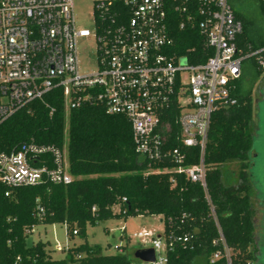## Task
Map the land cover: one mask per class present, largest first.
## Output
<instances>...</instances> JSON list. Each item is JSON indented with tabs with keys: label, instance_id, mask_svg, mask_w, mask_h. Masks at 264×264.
<instances>
[{
	"label": "built area",
	"instance_id": "built-area-1",
	"mask_svg": "<svg viewBox=\"0 0 264 264\" xmlns=\"http://www.w3.org/2000/svg\"><path fill=\"white\" fill-rule=\"evenodd\" d=\"M119 1L127 7L125 12L119 10L117 0L94 2L91 32L77 25L74 0H0V126L58 88L63 90L67 115L96 103L111 115L125 116L142 159L172 160L177 165L157 173L172 171L201 185L218 231L210 263L234 264L236 252L227 243L209 195L205 155L213 115L238 104L235 93L244 64L256 57L264 69L260 56L264 49L244 54L239 46L244 24L236 18L230 0ZM172 11L184 17L181 29L191 26L204 36L206 47L213 51L205 64H191L175 52L169 28ZM91 38L97 71L81 75L78 42ZM174 115L181 148L170 147ZM191 148L200 150V162L186 166ZM46 179L59 185L73 182L67 140L63 148L28 144L0 153V182L6 186H38ZM38 210L45 214L41 206ZM134 237L142 245L150 243L156 254L155 262L135 264H169V253L192 240L190 234L173 231L156 236L142 230ZM69 248L58 246L56 251Z\"/></svg>",
	"mask_w": 264,
	"mask_h": 264
},
{
	"label": "trees",
	"instance_id": "trees-1",
	"mask_svg": "<svg viewBox=\"0 0 264 264\" xmlns=\"http://www.w3.org/2000/svg\"><path fill=\"white\" fill-rule=\"evenodd\" d=\"M230 3L236 18L244 24V33L239 38L244 54L264 49V31L234 0ZM117 4L125 12L124 2L117 0ZM258 12L264 18V3H259ZM170 17L175 52L186 56L191 64H205L213 51L206 47L199 29L191 26L181 29L184 17L178 12L172 11ZM260 56L264 57V52ZM247 61L252 66L244 69L237 82L238 104L222 107L213 115L205 155L209 195L227 243L236 252L234 264L257 260L251 250L256 242V227L251 176L247 171L254 146L251 128L254 101L252 89H247L246 84L250 80L254 85L264 75V69L258 66L256 57ZM172 123L170 147L181 148L175 115ZM66 140L70 174L74 178L70 184H54L46 179L38 186L8 187L0 182V264H133L125 251L107 255L101 247L90 246L87 229L111 219L144 215L162 216L164 235L173 231L192 237L187 246H178L169 253V264H195L199 257L211 264L218 231L205 191L182 174L156 172L174 169L177 166L174 161L150 163L142 159L136 151L131 123L125 116L111 115L105 106L96 103L72 109L67 115L64 93L58 88L43 101L31 102L0 126V153H12L28 144L63 148ZM189 154L185 165L199 164L200 150L191 148ZM232 162L242 164L233 184L226 181L222 169ZM118 205L120 211L116 213ZM39 206L45 214H40ZM55 224L66 225L70 239H74V231L84 239L81 245L70 247L66 258L61 260L53 257L49 242L32 246L27 243L28 231L39 225Z\"/></svg>",
	"mask_w": 264,
	"mask_h": 264
},
{
	"label": "rangeland",
	"instance_id": "rangeland-1",
	"mask_svg": "<svg viewBox=\"0 0 264 264\" xmlns=\"http://www.w3.org/2000/svg\"><path fill=\"white\" fill-rule=\"evenodd\" d=\"M95 1L100 0H74V12L77 25L91 32L94 31L93 5ZM234 3L239 9L247 11L254 18L256 26L264 31V18L258 12L259 3L261 2L258 0H234ZM78 50L81 75L94 74L97 71L96 45L94 39L79 40ZM244 65L245 68H250L252 62L246 61ZM246 88L252 89L254 98V114L251 128L254 136V152L258 155V158H254L252 165H249L247 161L250 166L247 171L254 180V183H252L251 198L256 227V242L251 250L255 252L260 241V232L264 220V75L257 79L255 86L248 80ZM222 169L226 174V181L233 184L242 169V164L240 162H232L224 165ZM119 211L120 207L115 208L116 213ZM142 230L152 231L156 236L161 235L164 231L163 217L144 215L130 217L126 220L121 218L100 222L96 226H88L87 242L90 246L101 247L103 253L107 255L119 253L116 248H120L125 251V254L135 264L138 262L135 258L136 251L140 247H144L145 249L151 247L150 243L142 245L141 241L134 237L135 234H138ZM262 236L264 237V227ZM39 242H49L51 250L53 251V257L61 260L66 258L67 250L58 252L56 251L58 246L64 248H67L68 245L69 247L79 246L84 242V239L80 236H75L74 239H70L64 224L39 225L33 228L27 243L28 246H32ZM257 261L254 264H258ZM205 262L204 257H199L195 260V264H206ZM261 264H264V255Z\"/></svg>",
	"mask_w": 264,
	"mask_h": 264
},
{
	"label": "flooded vegetation",
	"instance_id": "flooded-vegetation-1",
	"mask_svg": "<svg viewBox=\"0 0 264 264\" xmlns=\"http://www.w3.org/2000/svg\"><path fill=\"white\" fill-rule=\"evenodd\" d=\"M255 84H257V81L254 83V86H255ZM253 101H254V98H253ZM254 158H258V155L256 154V152H254V146H253V150L251 151V153L249 155V159H248L249 165L250 164L252 165ZM250 179H251V184L254 183L253 182L254 180L252 179V177H250ZM263 227H264V220H263V224H262V228H261V232H260V238H259L260 241H259L257 249L255 251V254H256V257L258 260L257 261L258 264H261V260H262V257L264 255V237L262 236Z\"/></svg>",
	"mask_w": 264,
	"mask_h": 264
},
{
	"label": "water",
	"instance_id": "water-1",
	"mask_svg": "<svg viewBox=\"0 0 264 264\" xmlns=\"http://www.w3.org/2000/svg\"><path fill=\"white\" fill-rule=\"evenodd\" d=\"M135 258L138 261L149 263L155 262L156 254L154 249H138L135 253Z\"/></svg>",
	"mask_w": 264,
	"mask_h": 264
}]
</instances>
